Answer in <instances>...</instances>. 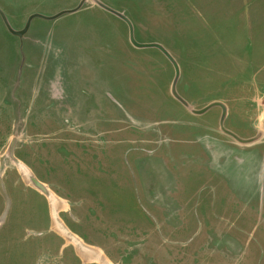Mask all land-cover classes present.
<instances>
[{
  "label": "rangeland",
  "instance_id": "obj_1",
  "mask_svg": "<svg viewBox=\"0 0 264 264\" xmlns=\"http://www.w3.org/2000/svg\"><path fill=\"white\" fill-rule=\"evenodd\" d=\"M260 1L0 0V264H264Z\"/></svg>",
  "mask_w": 264,
  "mask_h": 264
},
{
  "label": "crops",
  "instance_id": "obj_2",
  "mask_svg": "<svg viewBox=\"0 0 264 264\" xmlns=\"http://www.w3.org/2000/svg\"><path fill=\"white\" fill-rule=\"evenodd\" d=\"M255 9L257 11H264V0H261L257 4H255ZM264 13V12H263ZM250 36L248 41L252 43L253 47V57H256L255 67L259 68L258 58L260 57L264 59V19H260L258 22L252 25V30L249 32ZM256 79H254V84L256 87H260L264 85V71L262 68L256 69Z\"/></svg>",
  "mask_w": 264,
  "mask_h": 264
},
{
  "label": "water",
  "instance_id": "obj_3",
  "mask_svg": "<svg viewBox=\"0 0 264 264\" xmlns=\"http://www.w3.org/2000/svg\"><path fill=\"white\" fill-rule=\"evenodd\" d=\"M62 14H63V13L57 14V15L54 16V17H58V16H60V15H62ZM39 17H40L39 15H31V16H29V18L27 19L26 24H25L23 30L18 31V32L13 31V30L10 28V26L7 24L6 21H5V26H6L7 30H8L12 35L17 36V37H22V36L26 33V31H27V29H28V27H29L30 22L32 21V19H34V18H39ZM54 17H46V18H44V19H48V20H50V19H53ZM41 18H43V17H41ZM132 42H133V41H132ZM133 44H134L136 47H141V46L136 45L134 42H133Z\"/></svg>",
  "mask_w": 264,
  "mask_h": 264
}]
</instances>
